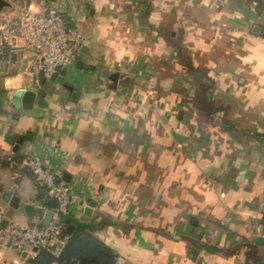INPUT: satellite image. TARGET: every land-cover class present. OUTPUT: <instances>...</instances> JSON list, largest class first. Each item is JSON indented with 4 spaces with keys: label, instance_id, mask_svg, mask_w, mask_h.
I'll list each match as a JSON object with an SVG mask.
<instances>
[{
    "label": "crops",
    "instance_id": "1",
    "mask_svg": "<svg viewBox=\"0 0 264 264\" xmlns=\"http://www.w3.org/2000/svg\"><path fill=\"white\" fill-rule=\"evenodd\" d=\"M14 1L0 0V20ZM19 1L59 6L86 41L83 63L36 84L32 107L12 100L33 85L23 51L3 54L7 220L42 223L57 206L29 168L14 176L8 154L31 152L69 181L65 216L94 226L122 264H251V244L264 264V0ZM14 190L19 207L4 197Z\"/></svg>",
    "mask_w": 264,
    "mask_h": 264
},
{
    "label": "built area",
    "instance_id": "2",
    "mask_svg": "<svg viewBox=\"0 0 264 264\" xmlns=\"http://www.w3.org/2000/svg\"><path fill=\"white\" fill-rule=\"evenodd\" d=\"M85 41L83 30L78 25L70 24L59 6L38 9L30 2L10 5L3 11L0 20V67L4 66L6 46L23 51L26 60L20 72L29 78L31 84L36 85L42 77L53 78L60 74L61 69L75 66ZM7 159L14 168L15 177L20 175L22 169L29 168L58 203L47 223L34 222L28 225L11 220L4 223L7 219L6 207L0 204V255L12 250L26 260L35 256L40 248L50 249L59 255L66 242L61 217L69 212L72 199L69 181L31 152L22 155L11 152ZM261 205L264 207V201Z\"/></svg>",
    "mask_w": 264,
    "mask_h": 264
},
{
    "label": "trees",
    "instance_id": "3",
    "mask_svg": "<svg viewBox=\"0 0 264 264\" xmlns=\"http://www.w3.org/2000/svg\"><path fill=\"white\" fill-rule=\"evenodd\" d=\"M203 107L217 110L219 107L207 103L205 99L200 100ZM64 223L63 234L66 242L62 251L56 255L47 248H40L35 256L29 257L24 264H116L118 252L109 245L95 231V227L85 221L73 219L62 214ZM264 221V211H263ZM113 223L110 219H105L102 224ZM71 230L69 231V228ZM258 248L255 244L249 245L247 259L251 264H257L260 260Z\"/></svg>",
    "mask_w": 264,
    "mask_h": 264
},
{
    "label": "water",
    "instance_id": "4",
    "mask_svg": "<svg viewBox=\"0 0 264 264\" xmlns=\"http://www.w3.org/2000/svg\"><path fill=\"white\" fill-rule=\"evenodd\" d=\"M258 29H259V27H258ZM173 34L175 35V32H173ZM179 36H182V34H180ZM4 49L6 51H9L10 47L6 46ZM82 63H83L82 60L78 61L79 65H81ZM65 73H66L65 68L60 70V77L59 78L61 80L63 79ZM56 76H58V75H55L54 77H56ZM46 79L47 78L42 77L41 83H44L46 81ZM44 94H45V89L43 87L38 86V85H31V86H28L26 88L20 87L15 91V94L12 97V100L15 102V105L17 107H20V106L32 107L35 100H36L37 95H44ZM0 192H1V185H0ZM4 197H5V199H9L10 204L12 206L19 207L21 197L16 193L15 190L11 194L10 193L5 194ZM92 203H93V201L91 202L90 205L87 206L86 213H89V214L91 213L90 210H91ZM29 206L31 207V205H29ZM40 212H45V215H44L45 219H44L43 223H47V221H49L52 218L53 213H54V211L52 209H48L45 211H44V209H40ZM6 222H7V219H5L4 223H6ZM71 227L72 226H70L69 231L71 230Z\"/></svg>",
    "mask_w": 264,
    "mask_h": 264
},
{
    "label": "rangeland",
    "instance_id": "5",
    "mask_svg": "<svg viewBox=\"0 0 264 264\" xmlns=\"http://www.w3.org/2000/svg\"><path fill=\"white\" fill-rule=\"evenodd\" d=\"M19 2H20L19 0H15L14 2H12V5H13V6H17L18 4H20ZM215 101H216V100H210L209 103H210L211 105L213 104L214 106H216V102H215ZM208 108H209V107H208ZM29 175L33 178V180H35V182H38V181L36 180V177H35L34 174H32V173L29 172ZM38 183H39V182H38ZM164 200H165V199H164V197H163V202H164ZM6 215H7V212H6ZM11 221H12V220H11ZM13 221H14V220H13ZM18 224H20V223H18ZM164 231H165V230H164ZM166 231L168 232L167 235H169L171 232H173V230L171 231V229L166 230ZM167 237H168V236H167ZM119 260H120V258L117 259V261H119ZM121 263H122V262H121ZM121 263H120V264H121ZM123 264H126V262H124Z\"/></svg>",
    "mask_w": 264,
    "mask_h": 264
},
{
    "label": "flooded vegetation",
    "instance_id": "6",
    "mask_svg": "<svg viewBox=\"0 0 264 264\" xmlns=\"http://www.w3.org/2000/svg\"><path fill=\"white\" fill-rule=\"evenodd\" d=\"M3 5V4H2Z\"/></svg>",
    "mask_w": 264,
    "mask_h": 264
}]
</instances>
